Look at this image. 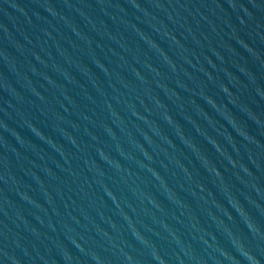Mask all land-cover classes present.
I'll list each match as a JSON object with an SVG mask.
<instances>
[{"label": "water", "instance_id": "1", "mask_svg": "<svg viewBox=\"0 0 264 264\" xmlns=\"http://www.w3.org/2000/svg\"><path fill=\"white\" fill-rule=\"evenodd\" d=\"M0 179L50 264H264V0H0Z\"/></svg>", "mask_w": 264, "mask_h": 264}]
</instances>
